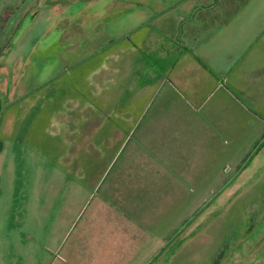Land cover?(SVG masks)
<instances>
[{"label":"rangeland","instance_id":"374dc122","mask_svg":"<svg viewBox=\"0 0 264 264\" xmlns=\"http://www.w3.org/2000/svg\"><path fill=\"white\" fill-rule=\"evenodd\" d=\"M263 10L264 0H0V264H52L51 252L68 237L61 234L68 222L56 224L71 181L38 151L64 111L72 114L64 97L73 90L81 100L82 88L104 79L108 55L136 43L138 32L143 38L150 27L168 28H154L157 44L166 45H140L159 70L156 57L167 46L197 51L230 22L238 21L231 32L240 40L264 38ZM249 130L240 125L243 135ZM238 144L222 157L221 174L199 175L206 179L200 198L174 215L157 207L152 235L174 233L168 249H158L164 264H264V137ZM198 186L185 192L193 199ZM87 191L79 189L81 201Z\"/></svg>","mask_w":264,"mask_h":264},{"label":"crops","instance_id":"0c3cea01","mask_svg":"<svg viewBox=\"0 0 264 264\" xmlns=\"http://www.w3.org/2000/svg\"><path fill=\"white\" fill-rule=\"evenodd\" d=\"M237 24L214 31L197 51L167 46L157 54L159 70L152 55L140 53V45H166L157 44L159 27L143 38L138 32L136 43L108 55L104 79L82 88L81 100L73 90L64 97L72 114L64 111L38 150L71 181L56 224L68 222L61 233L68 237L51 252L52 264H164L158 249H168L174 233L152 235L157 207L174 215L200 198L201 173L219 170L240 140L264 137V38L240 40L231 32ZM240 125L253 133L243 135ZM192 182L199 185L193 199L185 192Z\"/></svg>","mask_w":264,"mask_h":264},{"label":"flooded vegetation","instance_id":"af4514ba","mask_svg":"<svg viewBox=\"0 0 264 264\" xmlns=\"http://www.w3.org/2000/svg\"><path fill=\"white\" fill-rule=\"evenodd\" d=\"M202 17V16H201ZM214 17H216L215 15H213V19H215ZM204 18H206V17H202V19H204ZM215 20H217L218 21V17L215 19Z\"/></svg>","mask_w":264,"mask_h":264}]
</instances>
